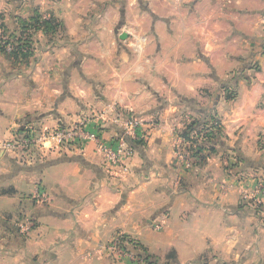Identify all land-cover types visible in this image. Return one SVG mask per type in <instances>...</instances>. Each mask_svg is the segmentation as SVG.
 <instances>
[{
    "label": "crops",
    "instance_id": "obj_1",
    "mask_svg": "<svg viewBox=\"0 0 264 264\" xmlns=\"http://www.w3.org/2000/svg\"><path fill=\"white\" fill-rule=\"evenodd\" d=\"M11 1L0 17L20 14ZM48 1L63 36L27 57L0 49V264H264V205L244 198L264 178V0ZM116 112L145 125L118 168L93 142L2 146ZM208 120L214 148L187 167L174 138ZM118 235L135 259L109 252Z\"/></svg>",
    "mask_w": 264,
    "mask_h": 264
},
{
    "label": "built area",
    "instance_id": "obj_2",
    "mask_svg": "<svg viewBox=\"0 0 264 264\" xmlns=\"http://www.w3.org/2000/svg\"><path fill=\"white\" fill-rule=\"evenodd\" d=\"M4 50L16 53L17 46L10 41H4ZM20 48V46L18 47ZM32 48L24 47V52H31ZM119 127L120 132L113 138H106L104 132L110 128L109 123ZM217 128L215 121H209L201 131H193L189 137L182 134L177 135V141L174 144L175 152L178 159L187 167L191 166L197 156L198 147L203 141L211 137ZM145 125L141 119L128 117L122 112L114 113L109 119L99 118L96 122L92 119L71 124L61 125L54 129H44L38 133L34 128L30 127L23 131L18 137L4 141L3 148L10 151H18L22 155L33 152L36 147H46L47 144L57 146H65L70 149H82L88 143L93 142L97 150L101 153L105 164L110 168H118L126 165L133 154V147L130 141H140L144 138ZM51 148V147H50ZM36 198L40 202L47 200L43 191H38ZM254 205H264V178H260L254 191L249 196H244ZM33 227V223L23 220L18 223L19 231L28 234ZM129 240L124 235L115 236L107 246L109 252L120 259L128 255L135 259V255L131 253L126 246Z\"/></svg>",
    "mask_w": 264,
    "mask_h": 264
},
{
    "label": "rangeland",
    "instance_id": "obj_3",
    "mask_svg": "<svg viewBox=\"0 0 264 264\" xmlns=\"http://www.w3.org/2000/svg\"><path fill=\"white\" fill-rule=\"evenodd\" d=\"M34 0H14L11 1L12 4L15 2L21 7L20 9V14H11V13H6V16L0 17V49L4 50L3 45H5L4 41H10L14 43L15 46H17L16 50L18 54H21L22 56H26L30 53H33L35 49L37 48L38 41L37 39L39 38L40 35L43 37V40H45L48 44H52L56 42L59 38L63 36V29L60 25V22L54 20L53 15L49 14H42L43 12H40V8L43 7V5L49 6L50 8H45V9H53L51 7V3L48 0H42L39 5L37 4L34 5ZM32 3V4H31ZM42 4V5H41ZM34 6V8H31ZM28 8V10L26 8ZM18 9V11H19ZM29 9H31L29 11ZM30 12L31 14H29ZM34 12V13H33ZM52 18V19H51ZM52 21V28L47 27L45 24V21ZM36 45V46H35ZM20 46V48H18ZM24 47H29L32 48L31 52H24L23 48ZM6 51V50H5ZM258 50H256L257 52ZM264 54V51H262ZM24 57V58H26ZM253 70L254 72L252 73H257L263 69L262 63L259 61H255V58H253L250 61H247L245 63V70ZM250 73V72H249ZM250 75V74H249ZM250 75L249 80H248V86H252L255 82V78L251 77ZM227 92V98L232 100L236 97V93L233 95V93ZM260 106L264 105V102L262 104H259ZM101 117V115L99 116ZM103 118V117H101ZM92 119V118H89ZM217 124V122H216ZM218 126V124H217ZM177 135L176 134L174 138V143L177 141ZM260 145H264V141L260 143ZM205 149V147L203 148ZM203 151V150H201ZM48 196L50 199V192L48 191ZM29 198V196H27Z\"/></svg>",
    "mask_w": 264,
    "mask_h": 264
},
{
    "label": "trees",
    "instance_id": "obj_4",
    "mask_svg": "<svg viewBox=\"0 0 264 264\" xmlns=\"http://www.w3.org/2000/svg\"><path fill=\"white\" fill-rule=\"evenodd\" d=\"M51 23H52L51 20L50 21H45V24L47 25L48 28L49 27L52 28V24ZM209 121H211V120H208L207 123H209ZM207 123L206 122H203V121L202 122L195 121L193 124H190L189 125V127L186 129V131H184L182 133V135H184L185 137H189L193 131H201L202 129H204V127H205V125ZM218 135H219V131L216 130L215 133L211 137L206 138L203 141V143L200 145V147H198L197 154L200 153V151L203 150L204 147H206V146L208 147V145H210V143L211 144L212 143H215L216 142V139L218 138ZM210 148L211 149L214 148L213 147V144H212V146H210ZM199 156H201V155L199 154Z\"/></svg>",
    "mask_w": 264,
    "mask_h": 264
}]
</instances>
